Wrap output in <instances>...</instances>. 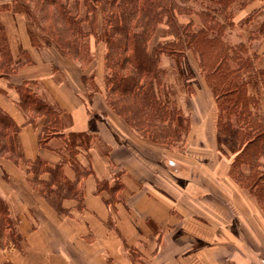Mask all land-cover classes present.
Instances as JSON below:
<instances>
[{"label":"crops","instance_id":"0c3cea01","mask_svg":"<svg viewBox=\"0 0 264 264\" xmlns=\"http://www.w3.org/2000/svg\"><path fill=\"white\" fill-rule=\"evenodd\" d=\"M235 2L210 16L251 61L247 93L263 103L264 0ZM0 24L14 67L0 74V114L15 147L0 138V264H264V213L230 173L234 153L218 144L204 78L180 100L189 120L181 153L109 106L102 43L89 39L82 65L54 44L34 45L23 13L2 8ZM26 92L55 113L23 104Z\"/></svg>","mask_w":264,"mask_h":264},{"label":"trees","instance_id":"16d2710c","mask_svg":"<svg viewBox=\"0 0 264 264\" xmlns=\"http://www.w3.org/2000/svg\"><path fill=\"white\" fill-rule=\"evenodd\" d=\"M211 1L226 8L233 0ZM180 4L178 0H9L0 3V10L14 8L24 13L36 30L28 23L34 45L54 44L82 65L91 59L89 39L102 43L107 103L131 128L155 143L177 142L187 130L179 110L160 93L159 56L183 58L186 51L194 54L216 99L218 144L234 153L230 173L250 191L264 213V171H259V158L264 155V120L251 112L257 100L247 93V81L242 77V72L252 73L251 61L240 55L241 47H231L221 38L223 25L210 13H199L200 26L190 18L182 21L181 15L191 10ZM13 69L0 24V74ZM253 74L256 83L257 73ZM260 74L263 78L264 70ZM185 86L189 91L187 82ZM23 100V104L31 101L37 112L55 113L28 92ZM0 128V138L7 137L1 147L15 152L14 128L2 114ZM5 128L11 130L4 134ZM49 130L44 128L41 144L49 137ZM242 165L248 166L249 173L242 171Z\"/></svg>","mask_w":264,"mask_h":264},{"label":"rangeland","instance_id":"374dc122","mask_svg":"<svg viewBox=\"0 0 264 264\" xmlns=\"http://www.w3.org/2000/svg\"><path fill=\"white\" fill-rule=\"evenodd\" d=\"M1 2L5 1V0H0ZM9 0H7L8 2ZM235 4L234 7H232L233 5H231L230 8H237L239 6V3L242 0H235ZM0 2V3H1ZM180 4V6L182 8H189V10H191V12L189 14H182L181 15V20L185 21L186 19H192L194 22L195 26H200L201 25V21H200V12H208L211 14L210 10L212 11L214 8H221V6H218L217 3L211 1V0H178ZM14 9V8H13ZM15 11H17L15 9ZM24 14V13H23ZM25 15V14H24ZM223 16V12H219L218 13V17H220L222 19ZM26 17V15H25ZM26 19H28L26 17ZM27 22L30 24V22L27 20ZM32 30H35V27L32 26L30 24ZM224 31L221 34V38H224ZM153 40L149 42V48H151V45L153 44ZM42 43V42H41ZM239 52H241L240 50H238ZM194 54H192L190 51H186L185 55L183 58H177V57H171L169 55H165V54H160L159 59H158V67L161 69V86H160V93L162 95V97L164 98V100H166L170 106H175L180 113V116L183 120L186 121L187 123V129L189 126V120H188V116L186 115V111L184 109V111L180 110V106H181V98H183L182 96L184 95H192L194 93V89L195 87L198 86V84L200 83H204L203 81V76L201 73H199L198 67H197V58L193 56ZM189 68V69H188ZM106 73V70H105ZM243 80H246V75H243ZM188 83L189 85V91L188 88L185 86V83ZM262 85L264 86V77L261 78ZM255 86L253 85L251 89H253ZM255 89V88H254ZM253 89V90H254ZM255 93V92H254ZM255 98V96H253ZM256 99V98H255ZM188 101V99H186ZM185 100V101H186ZM257 100V99H256ZM258 102V100H257ZM262 106H264V102L261 103L260 101L258 103H256L252 108H251V112L258 116L259 118H263L264 117V111H262ZM179 117V119H181ZM173 123V124H172ZM172 125L176 124L175 122H172ZM165 125V124H164ZM187 133V130L185 132H181V137L180 139L175 142L174 140L169 143V144H164L167 145V148H169L170 150H175L178 152H183V150H185V135ZM50 135V133L48 134V136ZM224 146V145H223ZM225 147V146H224ZM166 148V147H165ZM227 150V149H225ZM228 151V150H227ZM264 160V159H263ZM262 166L260 167L259 171H264V161H261ZM243 169L249 173V169L247 165H242ZM263 168V169H262Z\"/></svg>","mask_w":264,"mask_h":264}]
</instances>
